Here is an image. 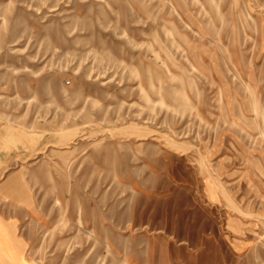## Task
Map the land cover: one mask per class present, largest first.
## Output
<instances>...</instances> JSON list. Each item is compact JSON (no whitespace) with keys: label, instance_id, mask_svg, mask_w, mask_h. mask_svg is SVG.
I'll return each mask as SVG.
<instances>
[{"label":"rangeland","instance_id":"374dc122","mask_svg":"<svg viewBox=\"0 0 264 264\" xmlns=\"http://www.w3.org/2000/svg\"><path fill=\"white\" fill-rule=\"evenodd\" d=\"M0 162V264H264V0H0Z\"/></svg>","mask_w":264,"mask_h":264},{"label":"crops","instance_id":"0c3cea01","mask_svg":"<svg viewBox=\"0 0 264 264\" xmlns=\"http://www.w3.org/2000/svg\"><path fill=\"white\" fill-rule=\"evenodd\" d=\"M3 163L0 162V165H2ZM26 168V167H25ZM7 168H5V166H1L0 167V173H6ZM28 173H32V174H36V173H41L42 172V168L41 167H37V168H33L28 166ZM32 180V179H31ZM29 183H25L24 186L22 187V189L20 188H16L15 187V183L11 186V183L7 184V185H1L2 189L5 188H9L12 192L7 193L6 198H0V205H3V207L5 206H13L14 207V221L8 222L6 219L9 216H6L7 213H11L10 211L8 212L7 209H0V223H2V225L7 228L8 232H10L11 237L14 240L18 241V246L21 248L22 246V241H20L18 234H17V230L19 229L20 225H19V218L17 217V215H30L32 216L33 213H37L39 214V210H37L36 205H37V201H36V195L34 194V188H31L30 183L32 184V182ZM38 190L39 191H44L46 190V186H47V182L44 178H39L38 179ZM14 186V187H13ZM41 199V198H40ZM20 207V208H19ZM16 231V232H15Z\"/></svg>","mask_w":264,"mask_h":264}]
</instances>
